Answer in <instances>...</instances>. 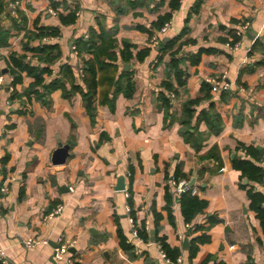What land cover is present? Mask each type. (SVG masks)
Instances as JSON below:
<instances>
[{
    "label": "crops",
    "instance_id": "crops-1",
    "mask_svg": "<svg viewBox=\"0 0 264 264\" xmlns=\"http://www.w3.org/2000/svg\"><path fill=\"white\" fill-rule=\"evenodd\" d=\"M0 1L6 4L0 23L10 31L0 48V183L9 189L0 201V248L8 264H61L54 250L64 243L75 264H167L157 238L182 264H264V231L248 196L252 187L264 196V180L252 184L234 167L237 158L253 159L247 152L253 146L264 169V0H179L176 8L173 0ZM163 18L169 19L158 26ZM91 32L107 34L117 56L113 68L99 72L95 96L86 95L83 82L93 55L77 48ZM232 32L240 37L234 46ZM126 44L130 61L120 56ZM43 46H57L59 56L34 89L35 76L10 58L44 67L36 53ZM200 49L211 52L195 64L189 56ZM173 57L182 60L183 86L169 72ZM65 65L70 79L61 74ZM56 79L59 86L50 87ZM167 80L176 93L164 89ZM214 83L228 88L214 92ZM207 96L186 133L184 104ZM204 111L220 116L219 132L211 131ZM59 144L69 145V157L56 165ZM177 172L208 201L191 224L179 198L166 211ZM121 176L124 191L117 188ZM58 207L61 214L50 217ZM153 210L162 216L159 234ZM130 218L145 225L148 241L133 238ZM202 234L209 240L193 251ZM29 237L44 243L27 248ZM123 242L136 247L138 258Z\"/></svg>",
    "mask_w": 264,
    "mask_h": 264
},
{
    "label": "trees",
    "instance_id": "trees-1",
    "mask_svg": "<svg viewBox=\"0 0 264 264\" xmlns=\"http://www.w3.org/2000/svg\"><path fill=\"white\" fill-rule=\"evenodd\" d=\"M179 0H173V7H178ZM6 12V4L3 1H0V14H3ZM169 18H163L160 20V24L158 26H163L165 22ZM91 39L88 41V43L85 42V40H81L78 42L77 48L79 50L83 48L87 49L91 52L93 57L85 61L84 63V77L83 82L86 86L87 93L86 95H93L95 96L97 93V90L101 84V81L99 80V72L108 70V68H113L114 63L117 61V56L115 53H113L114 46L113 41L110 37H108L107 34L102 35H96L94 32H91ZM42 35L38 36H32L30 39L33 38H40ZM233 40L229 42V45L234 46L237 42L240 41V37L236 35L235 32H232ZM10 39V31L7 30L4 26L0 23V48L7 46L8 41ZM100 41V44H97ZM178 42V40H172L168 42L164 47V52H167L171 49H173L174 45ZM132 46L126 44L124 46V49L121 51L120 56L125 61H130L133 57L132 54ZM205 52H211V50L207 49H200L199 52L195 55L189 56L191 61L193 63H198V60ZM36 53L38 54V61L40 64H44V67L33 66L30 67L24 63V58H18L15 55L11 56L10 60L13 66L18 69L21 72L27 71L31 75L35 76V83L33 85V88L36 89L39 86H43L44 78L43 76L45 74H50L51 69L50 67L54 63V61L58 58L59 52L57 46H43L42 48H39L36 50ZM149 54V49L140 52L139 53V59L146 57ZM106 61L110 62L109 64L106 63ZM182 60H177L173 57L170 65H169V72L172 73L177 81V84L179 86L184 85V76L185 73L182 69L179 68L180 63ZM116 68V67H115ZM61 74L65 78H72L74 75L71 68L68 65H65L61 68ZM126 77H130V74L124 75ZM129 79V78H128ZM118 85H120V82H118ZM58 87L59 86V80L56 79L51 82L50 87ZM121 86V85H120ZM163 87L166 91L169 92H177V88L172 84L171 80H167L163 83ZM74 89H77L78 87H73ZM203 88H209L208 85H204ZM160 98L162 99L163 103L165 105H168L170 107V101L165 95V93H162ZM209 100L210 96L204 97L203 99H196L193 101H189L184 104L183 106V125L185 126L186 133H190V130L193 129L191 126V120L196 112V107H198L202 100ZM212 106V105H211ZM212 109V107H211ZM206 112H202L201 115L204 116V118L208 121L210 125V129L212 132H219L221 130V118L220 116L213 112L211 115L205 114ZM247 152L252 156L253 159H246V158H237L234 161V167L236 170L240 171L242 173L243 177H246L252 184L256 183H262L264 180V169L260 165L261 157L259 156V151L256 147H251L247 149ZM181 175L179 172L176 173L173 179L176 181H179L181 179ZM193 189H189L184 194H182L179 198V204L181 207V212L184 217V221L187 224H191L198 215L203 214L207 207H208V201L206 199L200 198L198 195H194L192 193ZM172 188H168L166 192V211L172 213V208L175 203V196L172 192ZM248 196L251 201V208L254 209L257 212L258 218L261 221L262 229L264 231V196L261 193H258L254 190V188H250L248 191ZM153 217H154V227L156 230V233L159 234L160 232V222L162 220L161 214L157 213L155 210H153ZM210 226L215 224V221L213 218H210L209 220ZM206 230L201 227H196V231ZM138 238L140 240H143L144 242L148 241V232L145 230V225L143 224L141 227H138ZM209 236L207 234H202L194 239V248L193 251L196 250L198 244H202L209 240ZM157 241L160 244L161 249L166 253V256L168 259H170L172 262H176L178 258V252L177 251H171L168 245L165 242L164 238H157ZM123 250L130 255L132 259L138 258V254L136 255V247L130 243L123 242L122 243ZM1 264V263H0Z\"/></svg>",
    "mask_w": 264,
    "mask_h": 264
},
{
    "label": "built area",
    "instance_id": "built-area-1",
    "mask_svg": "<svg viewBox=\"0 0 264 264\" xmlns=\"http://www.w3.org/2000/svg\"><path fill=\"white\" fill-rule=\"evenodd\" d=\"M17 4L18 3H16L14 5V9L16 8ZM166 26H165V28H166ZM165 28L163 29V31L166 30ZM2 80H3V78H0V81H2ZM220 88L227 89L228 86L227 85H223V86L221 85V87H219L218 83H214L212 90L214 92H218L220 90ZM171 185L173 187L172 192H173L175 198H180V196L182 194H184L186 191H188L190 189L188 182L185 180L176 181L175 179H172ZM8 190L9 189L7 186L1 185V183H0V201L2 200V196L8 193ZM192 193L196 194V190H193ZM62 210H63L62 207H58L55 211H53V213L50 215V217L53 218V217L61 214ZM130 223L132 224V227H133V238L138 240L139 239L138 238V227L135 225V221L133 218H130ZM42 243H44V242L40 241L39 239H37L35 237H29L28 239H26L24 241V246L27 248H35ZM70 248H71V245L66 244V243L60 244L58 247H56L54 250L55 261L58 263H61V264H75V261L71 255V253H70ZM160 255L165 260V262L167 264H182V261H183L182 256H179L177 258L176 262H172L170 259L167 258L166 253L162 249H160ZM0 263L1 264H8L7 258H6V253L1 248H0Z\"/></svg>",
    "mask_w": 264,
    "mask_h": 264
},
{
    "label": "water",
    "instance_id": "water-1",
    "mask_svg": "<svg viewBox=\"0 0 264 264\" xmlns=\"http://www.w3.org/2000/svg\"><path fill=\"white\" fill-rule=\"evenodd\" d=\"M125 68L127 69L128 68V65L125 66ZM92 98H89L88 101L91 102ZM69 145H62V144H59L58 146V149L55 151L54 153V157H53V162L56 164V165H61V164H65L68 157H69ZM263 150V149H262ZM191 187L194 186V181L191 182L190 184ZM117 188L118 190L120 191H124L125 190V177L121 176L119 177L118 179V185H117ZM154 231L152 232V235H154ZM154 240V239H153ZM188 244H189V241L188 239H185L184 241V247L187 248L188 247Z\"/></svg>",
    "mask_w": 264,
    "mask_h": 264
}]
</instances>
